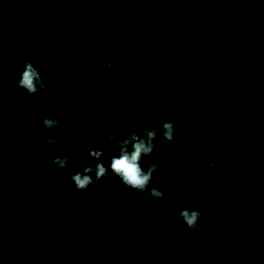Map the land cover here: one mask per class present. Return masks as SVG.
I'll use <instances>...</instances> for the list:
<instances>
[{"label": "trees", "instance_id": "1", "mask_svg": "<svg viewBox=\"0 0 264 264\" xmlns=\"http://www.w3.org/2000/svg\"><path fill=\"white\" fill-rule=\"evenodd\" d=\"M214 3L228 41L264 59V0ZM27 62L35 94L18 87ZM0 76V264H264V67L222 47L206 0H0ZM165 118L154 201L111 172L107 140ZM94 149L109 172L78 191ZM197 207L193 231L179 211Z\"/></svg>", "mask_w": 264, "mask_h": 264}, {"label": "clouds", "instance_id": "2", "mask_svg": "<svg viewBox=\"0 0 264 264\" xmlns=\"http://www.w3.org/2000/svg\"><path fill=\"white\" fill-rule=\"evenodd\" d=\"M4 79H6V77L0 76V85H2ZM18 87L26 90L29 94H35L39 90L44 89L45 84L42 74L33 67L31 62L24 64V70L21 74ZM20 112L21 110L19 108L12 109L14 115L19 116ZM23 115L28 117L31 113L25 110ZM162 121L163 123L158 128H153L151 130L145 129L142 137L133 134L128 139L119 141L117 134L113 133L109 135L107 140V143L119 144V156L113 157L110 163L111 172L121 180L126 188L133 190L136 195H140L147 190L154 201L164 198L165 189L150 188L153 174L160 168L159 162L152 161L151 156L158 144L164 145L165 143H173L178 131L175 127L174 120L165 118ZM39 123L43 126L45 131H51L53 128L59 126L60 120L52 116H47ZM56 139V136H52L45 142L48 145H54ZM88 156L96 160L95 168L86 167L82 172H76L71 177L78 191L87 190L89 186L103 179L109 172L102 162H98L102 161V151L95 149L91 150L88 152ZM145 157L148 159L145 160ZM52 163L56 165L57 171H67L68 167L73 163V160L67 155H58L53 159ZM144 164L147 165L146 168L142 166ZM209 169L211 174V170L215 169V164L211 163ZM93 172L95 173V179H93L91 175ZM204 215V212L199 207L181 208L179 211V217L183 220L185 225L193 231L197 230L198 223ZM259 254L258 248H254L250 253L254 258Z\"/></svg>", "mask_w": 264, "mask_h": 264}, {"label": "water", "instance_id": "3", "mask_svg": "<svg viewBox=\"0 0 264 264\" xmlns=\"http://www.w3.org/2000/svg\"><path fill=\"white\" fill-rule=\"evenodd\" d=\"M208 5L211 8L212 13L215 16V20L217 22L218 25V30H219V34H220V40H221V45L224 49H226L227 51H229L231 54L237 56L238 58L248 61L258 67H264V59L263 58H259V57H254L252 55L243 53L239 50H237L227 39V37L225 36V34L222 31V21L219 17V13L217 11V8L215 6L214 0H206Z\"/></svg>", "mask_w": 264, "mask_h": 264}]
</instances>
